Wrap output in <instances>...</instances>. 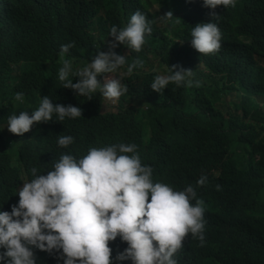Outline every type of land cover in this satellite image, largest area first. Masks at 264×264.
<instances>
[{
    "label": "trees",
    "instance_id": "16d2710c",
    "mask_svg": "<svg viewBox=\"0 0 264 264\" xmlns=\"http://www.w3.org/2000/svg\"><path fill=\"white\" fill-rule=\"evenodd\" d=\"M144 1L0 0V206L17 202V188L32 178V167L51 170L61 153L79 158L90 147L133 143L154 181L176 190L191 184L203 202L204 242L186 236L177 264H264V0L215 9L203 0H153L152 31L141 50L119 43L111 49L126 58L109 73L121 71L127 89L114 111L102 112L98 91L90 99L74 95L57 79L53 52L61 44L71 42L69 49L81 52L73 56L88 62L109 51L110 26L123 27ZM168 11L172 21H162ZM209 21L221 33L223 52L215 58L186 44L191 27ZM134 58L143 63L128 75ZM173 64L193 70L199 85L170 82L161 93L152 90L154 76ZM16 92L22 101L14 99ZM44 96L79 106L82 116L58 122L53 115L22 136L10 133L7 117L34 110ZM59 135H71L72 144L58 146ZM201 175L206 182L197 185ZM109 247L115 256L126 242L117 237ZM35 257L36 264H57L40 250Z\"/></svg>",
    "mask_w": 264,
    "mask_h": 264
},
{
    "label": "clouds",
    "instance_id": "9594fccd",
    "mask_svg": "<svg viewBox=\"0 0 264 264\" xmlns=\"http://www.w3.org/2000/svg\"><path fill=\"white\" fill-rule=\"evenodd\" d=\"M236 0H203V6L215 9L234 6ZM216 17L215 12H210ZM171 11L161 15L162 21H172ZM151 20L134 11L123 27L113 24L109 51H98L88 62L73 67L64 55L72 43L61 44L62 66L57 79L74 95L91 98L94 92L115 101L127 89L119 78L104 74L115 73L125 66V54L111 49L116 44L139 52L145 35L151 33ZM190 45L200 54L215 58L222 54L221 33L215 22L196 23L191 27ZM143 61L134 58L126 65V74ZM204 70V66L200 67ZM175 69V70H174ZM193 70L179 64L168 66L165 74L155 75L150 88L161 93L171 82L191 87L199 81L191 79ZM101 77L99 80L97 77ZM73 77H77L73 83ZM16 101L23 93L14 94ZM116 101V102H117ZM82 116V109L72 104L53 103L48 96L40 97L38 107L7 117V130L18 136L28 132L35 123ZM71 135H59L56 144H72ZM31 179L17 189L15 204L0 206V264H36L37 250L54 256L57 264H177L175 253L185 237L204 242V207L196 198L191 184L176 190L167 183L154 181L152 168L142 164L133 143H113L90 147L82 157L61 153L51 170H30ZM201 175L197 185H203ZM195 199V203L192 201ZM119 238L126 242L122 251L111 255L109 242Z\"/></svg>",
    "mask_w": 264,
    "mask_h": 264
},
{
    "label": "crops",
    "instance_id": "0c3cea01",
    "mask_svg": "<svg viewBox=\"0 0 264 264\" xmlns=\"http://www.w3.org/2000/svg\"><path fill=\"white\" fill-rule=\"evenodd\" d=\"M152 2H153V0H146V1L142 2L141 6H138L139 9H136V10L141 11L145 15L147 20H151L150 16L152 14ZM88 23H89V21H88ZM48 35H49V38H50V34L49 33H48ZM109 38H111V37L109 36ZM188 39H190V34L188 35V38L186 40V44L189 42ZM49 49H50V52H51L52 51V46H50ZM78 53H81L79 48L78 47H74V49H72V50L69 49L68 50V52L64 55L63 59H68L72 63L73 67L81 66L84 63V60L80 59L79 57L73 56V54H78ZM53 54H54L53 58H54L55 63H56V70L58 71V69L62 66V59H61V56L59 55V51H54ZM72 79H73V81H76L77 77H73Z\"/></svg>",
    "mask_w": 264,
    "mask_h": 264
},
{
    "label": "rangeland",
    "instance_id": "374dc122",
    "mask_svg": "<svg viewBox=\"0 0 264 264\" xmlns=\"http://www.w3.org/2000/svg\"><path fill=\"white\" fill-rule=\"evenodd\" d=\"M118 27H121L120 25H117ZM110 42L112 43V37L110 38ZM104 52V51H103ZM121 71L118 72V75H112V74H109L107 75V77L109 78H112V77H116V78H120L119 76L121 75ZM158 74H163V72H158ZM117 99L115 101H110V100H107L105 98V101L102 102V112H106V111H114L115 110V106L117 105ZM20 186H18L19 188ZM17 188V189H18Z\"/></svg>",
    "mask_w": 264,
    "mask_h": 264
}]
</instances>
